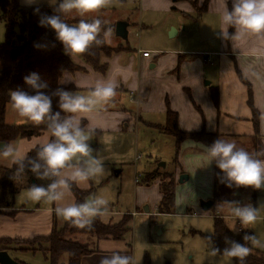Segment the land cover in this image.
<instances>
[{"label":"crops","instance_id":"obj_1","mask_svg":"<svg viewBox=\"0 0 264 264\" xmlns=\"http://www.w3.org/2000/svg\"><path fill=\"white\" fill-rule=\"evenodd\" d=\"M194 1L200 5L203 3V0ZM158 6L162 11L172 8L174 11L179 8L192 10V7L186 2L173 3L170 0H160ZM231 6L232 0H226V7L231 9ZM223 7L224 0H209L207 10L210 8L220 16ZM177 33L174 31L175 35ZM222 34L223 26L217 52L188 56L181 55L179 52L160 53L152 50L150 57L145 58L142 57L141 52H149V50L138 48L134 51L132 48L123 47L120 44L106 45L113 49L119 48V51L112 53L109 57L101 58V62L107 65L105 74L93 71L76 54H70L71 60L85 69V72H64L59 79V84L61 86L72 85L78 90V94H87L97 79L109 76L117 79L116 95L102 105L97 113L81 116L83 127H95V132L90 138L95 141L97 147L96 143L99 140L103 143L104 141L108 142L112 140L113 136L128 133L132 128L134 129L133 133H137V124H142L147 129L157 132L158 135H163L158 127L165 123L167 103L169 109L177 113V126L181 131L217 133L226 139L230 138L238 147L242 146L253 154L264 152V83L248 78L245 73L247 65L258 62L253 50L256 47L264 48V38L248 37L245 42L232 46V42L226 37L223 38ZM212 38L214 36L209 32L206 41ZM120 68H125L127 71L121 72ZM239 76L245 83L239 79ZM205 79L209 80V85L205 84ZM65 80L69 82L60 83ZM247 84L251 91L252 105L258 113V129L255 137L251 111L247 106ZM212 88L217 90L216 104L210 97ZM10 112L12 113L10 114ZM24 120L26 121L23 118ZM5 123L17 124L16 115L10 105L6 106ZM46 137L47 132H42L36 137L13 142L22 151H27ZM202 146L195 142L185 141L180 145V152L183 154L188 151V162L197 165L198 173L202 171L207 179L211 180L212 196L213 163L203 167L206 161ZM7 164V167L12 165L10 162ZM152 172H146L143 177ZM178 173L183 172L175 170L171 173L175 183ZM33 177L35 176L32 173L27 175L31 186L38 183V180L35 179L34 184H30L29 180ZM92 184L93 182L90 180L87 187L76 186V188L87 191L93 188ZM146 185L155 187L159 202L161 198L158 190L159 179ZM253 191H256L257 196L255 202L251 204L249 201ZM93 193L94 188L91 195ZM17 194L21 193L18 191ZM243 195H245V199L242 198ZM18 196L20 195H17V203L13 197L10 207L0 208V239L33 241L38 237L48 236L54 228L59 229L65 223L66 220L55 214V204L44 200H32L26 196L19 200ZM235 197L240 199L242 205L245 200L253 207H258L257 221L264 223V188L245 187L240 194L236 192ZM25 198L30 200V204ZM121 215L123 214L120 211L111 208L108 209L106 215L99 217L101 222L107 224L111 219L120 220L119 216ZM235 222L239 224L237 221ZM119 244V241L111 239L97 240V252L82 257L80 264H99L100 258L110 255L113 250L122 251ZM17 249L14 248L7 253L12 259L24 264H30L24 257L27 253L37 252V250L22 251ZM254 249L264 252V249ZM58 264H67V260L59 261Z\"/></svg>","mask_w":264,"mask_h":264},{"label":"clouds","instance_id":"obj_2","mask_svg":"<svg viewBox=\"0 0 264 264\" xmlns=\"http://www.w3.org/2000/svg\"><path fill=\"white\" fill-rule=\"evenodd\" d=\"M37 2L24 0L27 5ZM49 3L54 6L53 14L40 15L38 24L54 32L55 39L67 55L84 53L93 44L104 42L100 36L104 22L95 14L105 6V0H49ZM33 11L39 13V8ZM73 16L80 18L74 24L67 20ZM220 21L223 26L222 37L231 41L232 46L245 42L248 37L264 38V0H232L231 10L226 7L224 0ZM229 28L233 29L231 33L228 32ZM34 47L45 48L46 45L35 44ZM253 54L258 62L247 65L245 73L248 78L264 83V48L256 47ZM119 71L127 69L120 68ZM23 79L34 94L21 89L12 90L9 95L10 106L20 117L37 125L43 124L47 137L27 151H22L14 142L0 143V160H7L14 165V175L18 178L25 177L27 171L38 180L48 181L46 185L28 187V198L53 203L57 216L70 221L77 228H90L94 218L107 214L108 200L103 194H93L78 203L72 189L73 186L87 187L93 179L99 182L109 174V170L105 158L89 144L95 127H83L81 116L97 113L102 105L114 97L118 81L112 76L97 79L87 94H77L62 87L46 94L42 90L48 88V83L38 73L32 72ZM66 82L69 81L60 83ZM53 96L58 98V111L52 110ZM202 148L206 161L203 167L214 162L222 174L221 182L226 187L264 188V152L250 153L235 142L221 137ZM33 150L35 158H30L28 153ZM221 203L241 228L256 223L258 207L236 201ZM242 239L245 243L231 241L222 252L228 257L238 258L240 264H243L253 247L264 249V240L255 233L246 234ZM209 252L215 256L218 250L212 248ZM99 264H134V259L126 253L113 250L110 255L101 257Z\"/></svg>","mask_w":264,"mask_h":264},{"label":"rangeland","instance_id":"obj_3","mask_svg":"<svg viewBox=\"0 0 264 264\" xmlns=\"http://www.w3.org/2000/svg\"><path fill=\"white\" fill-rule=\"evenodd\" d=\"M18 2L20 6H53L49 0H38L34 5H27L24 0ZM159 3L160 0H105V6L95 14L104 22L101 32L104 35L107 32L104 36L105 44L108 46L120 44L134 51L142 48L149 52L152 50L160 53L179 52L187 56L218 51L222 24L220 16L214 10L209 8L201 14L194 12L193 8V11L180 8L176 11H162L159 9ZM201 6L202 4L197 3V9ZM78 19L80 18L74 16L67 18L68 21ZM199 21L214 38L205 42L200 41ZM119 22L127 25L125 39L115 36L114 28ZM173 30L178 32L177 35L173 34ZM3 41L4 25L0 22V43ZM205 82L209 80L205 79ZM14 114L17 124L28 123V120L23 121L15 111ZM137 127V133H133L132 128L128 133L113 136L108 142L103 143L99 140L96 143L98 147L92 138L89 141L90 146L105 157L106 168L109 170V174L102 177L99 182L92 180L93 194H103L108 200V209L113 208L123 214L119 216L120 219L131 216L129 231L124 240L119 241V245L122 247V253L133 257L134 264H145L146 260L149 264H232L229 258L212 256L209 252L211 249L206 243V236L211 235L213 231L211 216L213 212L223 216L231 230L237 232L240 228L243 231H250L264 240L263 222L256 221L253 225L241 228L232 217H227L229 215L226 206L222 203H217L214 210L204 212L202 204L211 199L209 197L212 191L211 180L207 179L202 171L198 173L197 165L188 162L187 150L183 154L179 151L176 156L174 138L166 134L158 135L142 124H137ZM7 163L9 161L0 160V167H7ZM160 164H164V167ZM154 170H157L158 174H171L175 170L183 172L177 174L174 185L175 206L172 214H157L158 192L155 187H148L144 183L143 175ZM180 175L187 176L184 183L178 182ZM35 179L36 177L30 178V184H34ZM47 183L48 181L38 180L35 185ZM16 186L21 193L14 196L17 203V195H20L19 200L23 199V196L27 197L26 189L31 186L27 175ZM242 198L245 199V195ZM25 199L30 204V198ZM243 202L248 204L245 200ZM145 208L147 212L144 211ZM112 223H116V220L111 219L107 224ZM64 237L84 244L89 251L97 252L95 236L66 233ZM39 246L47 247L34 241L11 243L9 248L36 249ZM24 257L30 264H49L47 255L42 251L30 252ZM63 260H67L66 254L61 256L60 261Z\"/></svg>","mask_w":264,"mask_h":264},{"label":"trees","instance_id":"obj_4","mask_svg":"<svg viewBox=\"0 0 264 264\" xmlns=\"http://www.w3.org/2000/svg\"><path fill=\"white\" fill-rule=\"evenodd\" d=\"M173 3L186 2L194 10L201 14L207 10L209 0H203L202 6L197 9V1L194 0H170ZM39 8V13H34L33 9ZM54 6H20L18 0H0V22L4 25V41L0 43V143H10L19 139H29L40 135L42 132H47L43 124L37 125L28 121L26 124H6L5 110L6 106L10 105L9 95L12 90H25L29 94H34L24 84V77L32 72H36L41 76V79L48 83V88L43 89L46 94H51L57 88H65L69 91H74L78 94V90L72 85L61 86L59 79L64 72H85V69L74 63L69 55H67L62 45L55 39L54 32L46 27H40L38 20L40 15H52ZM171 10H174L172 8ZM231 10V9H229ZM75 23L76 20L68 21ZM232 28L228 32L231 33ZM103 32V28H102ZM100 36L104 41V34ZM35 44H44L45 48H36ZM119 51V48H110L106 46L105 41L96 45L90 46L84 53L76 55L93 71L100 74H105L107 65L101 62L102 57H109L112 53ZM181 58V57H180ZM239 79L245 81L239 76ZM210 97L214 104L217 103V90L212 88ZM58 98L52 97V110L58 111ZM247 106L251 111V122L254 128V137L257 136L258 129V113L252 105L251 91L247 84ZM158 129L166 135L171 136L175 140V154L178 155L180 145L185 141H191L203 146L211 145L218 137L225 138L217 133L200 132H184L177 126V113L171 111L166 103L165 123ZM226 139V138H225ZM230 140V138H228ZM249 152V151H248ZM251 153V152H250ZM30 158H35V150L28 153ZM14 165L10 167H0V208L10 207L12 199L18 193L17 183L23 177L14 175ZM31 172L26 171V175ZM221 173L216 168L213 162V192L210 201L213 205L211 210H214L217 203L223 201H236L240 203V199L234 196V193H241L245 187H226L221 182ZM144 183L149 184L152 180L159 179L158 190L161 198L157 204V214H172L175 206V181L170 173L158 174L157 171L146 174ZM73 196L76 202H83L86 197L90 196L93 188L87 191H81L73 186ZM256 191H253L250 203L253 204L256 199ZM241 204V203H240ZM212 216V234L206 236V243L210 249L218 250L217 255L229 258L233 264H240L236 257H228L223 255V249L228 246V243L235 241L245 243L242 239L244 235L251 234L249 231L237 230L232 231L223 216L213 212ZM131 216H124L116 223L105 224L101 222L100 217L93 219L90 228H77L73 224L65 221L61 229L54 228L53 231L45 237H38L33 241H17L10 239H0V251H12L9 248L11 243L17 242H37L39 245H47L34 248H18L22 251H42L47 255L49 264H58L63 254L67 255V264H80V260L84 256L96 253L89 251L84 244L77 243L64 237L66 233H76L95 236L97 240L111 239L114 241H123L125 235L129 231ZM128 248L130 245L127 244ZM15 260V259H14ZM19 264H24L15 260ZM145 264H149L148 260ZM243 264H264V252L252 248L249 254L244 258Z\"/></svg>","mask_w":264,"mask_h":264},{"label":"water","instance_id":"obj_5","mask_svg":"<svg viewBox=\"0 0 264 264\" xmlns=\"http://www.w3.org/2000/svg\"><path fill=\"white\" fill-rule=\"evenodd\" d=\"M126 28H127V25L125 23H122V22L117 23L114 28L115 36L125 39L126 38ZM173 34H174V30H173ZM198 34L200 37V41L203 42V41L208 40L209 31L201 23V21L198 22ZM205 84L209 85L208 82H206ZM160 165L161 167H164V164H160ZM186 180H187V176L180 175L178 182L183 183ZM212 205H213L212 201L209 200L202 204V210L204 212H208L211 209ZM144 211L147 212V208H145ZM0 264H19V263L16 262L14 259H12L6 251H0Z\"/></svg>","mask_w":264,"mask_h":264},{"label":"built area","instance_id":"obj_6","mask_svg":"<svg viewBox=\"0 0 264 264\" xmlns=\"http://www.w3.org/2000/svg\"><path fill=\"white\" fill-rule=\"evenodd\" d=\"M150 52H148V51H143V52H141V55H142V57H145V58H147V57H150ZM207 61H208V59H207ZM233 220H235L234 218H232ZM240 229H238V231H239Z\"/></svg>","mask_w":264,"mask_h":264}]
</instances>
